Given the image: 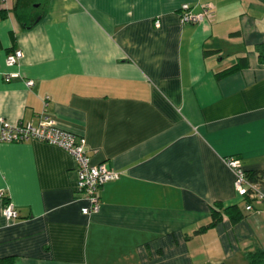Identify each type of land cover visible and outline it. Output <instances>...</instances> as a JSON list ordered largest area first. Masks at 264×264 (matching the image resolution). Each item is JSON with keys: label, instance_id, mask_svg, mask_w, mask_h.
<instances>
[{"label": "crops", "instance_id": "0c3cea01", "mask_svg": "<svg viewBox=\"0 0 264 264\" xmlns=\"http://www.w3.org/2000/svg\"><path fill=\"white\" fill-rule=\"evenodd\" d=\"M13 3L0 5V120L35 124L46 113L118 177L82 214L70 154L0 142V258L249 264L246 253L264 249V183L246 203L224 159L264 169V0H44L28 29ZM182 3L208 15L181 24ZM14 49L21 58L7 66Z\"/></svg>", "mask_w": 264, "mask_h": 264}, {"label": "built area", "instance_id": "2783aa9c", "mask_svg": "<svg viewBox=\"0 0 264 264\" xmlns=\"http://www.w3.org/2000/svg\"><path fill=\"white\" fill-rule=\"evenodd\" d=\"M4 0H0L2 5ZM206 15L208 9L203 7L200 12L193 13L189 10L186 3H182L178 7V20L183 23H200ZM154 26H158V20H154ZM21 51L14 49L8 52L4 62L7 66L16 64L21 58ZM5 81L10 78L18 77L17 73H10L3 76ZM26 86H31L33 81L27 79L24 81ZM47 96L44 97L46 103ZM27 139H37L56 145L65 150L73 159L75 169V191L78 196L86 202L80 211L82 214L96 212L99 207L98 188L109 180L116 179L118 172L107 168L103 163H91L87 154L85 138L80 134L60 128L46 113H40L35 124L26 123H9L0 120V142H20ZM224 163L233 174L232 186L236 195L244 197L249 193L255 196L256 200L262 198L257 192L256 185L249 183L244 176V172L239 161L234 157H227ZM245 209H250V205H246ZM2 216L6 220L16 218L17 213L10 202L2 204Z\"/></svg>", "mask_w": 264, "mask_h": 264}, {"label": "trees", "instance_id": "16d2710c", "mask_svg": "<svg viewBox=\"0 0 264 264\" xmlns=\"http://www.w3.org/2000/svg\"><path fill=\"white\" fill-rule=\"evenodd\" d=\"M43 3L44 0H14L12 11L22 28L28 29L34 25L41 15V7L43 6ZM236 69L237 66H232L219 73L218 76L226 75ZM244 176L245 179L251 184L258 185V183H264V169L253 172H244ZM243 198L246 200V203L256 200L255 196L253 194L249 195V193ZM212 214H216L215 210L212 212ZM239 217L240 216L238 215L233 217V219H238ZM246 259L249 264H262L264 261V249H256L252 252H247ZM9 261L10 258H0V264H9Z\"/></svg>", "mask_w": 264, "mask_h": 264}]
</instances>
